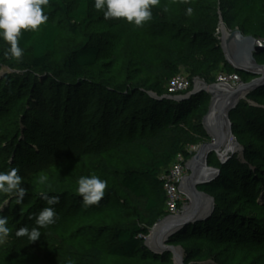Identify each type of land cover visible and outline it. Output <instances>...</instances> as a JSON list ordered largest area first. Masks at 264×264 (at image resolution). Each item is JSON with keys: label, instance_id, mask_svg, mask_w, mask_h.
<instances>
[{"label": "trees", "instance_id": "16d2710c", "mask_svg": "<svg viewBox=\"0 0 264 264\" xmlns=\"http://www.w3.org/2000/svg\"><path fill=\"white\" fill-rule=\"evenodd\" d=\"M238 1L244 10L255 3ZM179 5L186 15L189 8L191 14L195 11L190 0ZM214 7L227 12L222 19L227 29L238 28L264 44V24L260 30H249L237 13L229 15L223 0H216ZM44 11L45 24L36 31H22L20 61L10 58L9 45L0 40V65L11 72L0 80V96H6L11 85L19 89L18 97H26L21 119L12 126L17 167L34 165L41 151L54 155L68 147L74 153L32 166L26 177L34 192L24 197L31 204L23 207V214L31 221L48 207L41 193L58 196L59 203L51 207L60 212L68 205L77 232L95 234V243L83 253L68 245L65 253L48 256L42 252L41 241L14 235L1 245L0 264H105L107 258L172 264L170 255L151 252L145 239L166 217L160 178L178 155L189 160L187 145L205 135L198 111L206 106V99L210 102V96L168 99V83L181 68L191 85L176 96L189 93L194 79L213 81L218 70L237 74L243 83L253 78L235 72L226 61L214 24L173 28L154 12L143 37H132L103 54L101 38L86 33L97 19L94 0L70 4L49 0ZM99 17L108 29L129 23L124 18L105 20L103 11ZM62 33L80 41L51 62L48 55ZM255 59L264 65V50ZM248 100L259 107L241 103L230 114L243 161L230 158L218 166L216 180L197 188L214 199V212L168 241L180 247L188 261L264 264V86L251 92ZM247 136L251 142L245 141ZM75 143L85 146L80 149ZM40 175L48 176L46 184L38 183ZM89 175L106 180L108 186L98 205L84 206L77 180ZM106 236L109 245L98 246Z\"/></svg>", "mask_w": 264, "mask_h": 264}, {"label": "rangeland", "instance_id": "374dc122", "mask_svg": "<svg viewBox=\"0 0 264 264\" xmlns=\"http://www.w3.org/2000/svg\"><path fill=\"white\" fill-rule=\"evenodd\" d=\"M66 3L70 4L73 0H64ZM181 0H160V3L151 9L152 16L154 12L159 13L166 21H168L173 28L175 27H187V26H211L214 24V28H216V35L218 36V39L221 37V33L218 32L222 19L224 16H226L227 12H224L223 10L217 9L214 7L216 0H190L195 5V11L191 15H186L180 5L179 2ZM223 2H226L227 8L229 10V15L232 12L237 13L238 19L241 24L246 26L249 30H260L263 27L264 24V0H255V3L253 7L250 10H244L241 4L238 0H223ZM102 11L96 10V21L88 26L87 28V34H93L96 38H101V44L100 48L103 54L108 53L116 47L120 46V43L127 42L130 38H136V37H143L148 29V26L150 24V21H147L143 23L142 26H135L132 23H127L120 25L118 27H113L111 29H108L105 27V25L102 22V19L99 17L101 15ZM223 23V22H222ZM224 24V23H223ZM65 25V24H63ZM227 29V28H226ZM235 30H238L236 28ZM226 31H231L227 29ZM234 31V30H232ZM79 39L70 34L62 33L58 39L55 42L54 50L52 53H49L48 57L51 62H55L59 59H61L65 53L72 47L76 46L79 43ZM263 42L262 40H260ZM221 46V44H220ZM221 73L220 70H218L214 76L213 81L211 82H205L206 85H215V78L216 76ZM11 72L8 70L7 67H3L0 65V80L4 76H9ZM179 76L190 79L187 71L184 68H181ZM196 79H194V84ZM245 84V83H244ZM0 89H2V83L0 82ZM27 89V88H26ZM258 89V88H257ZM13 90V91H12ZM256 90V89H255ZM254 90V91H255ZM23 92V91H22ZM21 92V93H22ZM253 92V91H252ZM19 93V89H17V86L12 87L10 85L9 87V93H7L6 96L2 97L0 96V171H8L12 167H17L15 165V146L12 144V140L15 137V132L13 130L16 122V119L18 118V121L21 119V115L23 114L24 110V102H25V96L18 97L17 94ZM20 93V94H21ZM251 93V92H250ZM249 93V94H250ZM245 98H240L238 100V104L236 108H238L239 104L246 103L250 107H259L256 103H254L251 100H248V96ZM206 106L201 109V112L198 111L201 119V125L204 132V136L199 142H194L192 144L187 145L186 152L189 156V160L196 157L201 151L205 154L208 149L203 148V146L206 145H212L215 143L214 137L211 135L209 130H207L203 124L204 118L207 116L209 111L210 102L208 99H206ZM235 108V109H236ZM230 114L228 115V119L231 123V134L236 139L235 136V129L233 122L230 118ZM19 123V122H18ZM14 124V125H13ZM232 138L229 136L223 145L218 149L216 147H213V149L217 152L215 153L212 151L210 154L201 155L200 160L204 157V163L207 168H213L218 169L219 165L221 164V160L223 158V155H229L231 151L233 150L232 145ZM246 142H251L252 139L248 136L245 138ZM75 146L77 148H84V143H75ZM36 152L38 149H36ZM74 153V151H70L68 147L61 148L57 150V153L54 155H46L43 153V151L40 152L37 161L32 165L33 167L37 168L36 166H43L46 162H49L51 160H54L59 156L62 159H65L67 155H71ZM64 156V157H63ZM231 156V155H229ZM237 158L240 161H243L239 156L238 153H235L231 156V158ZM201 161V162H202ZM200 161H198L197 165L201 166ZM196 165V166H197ZM32 166H21L19 168V175L23 178L22 180V187L28 190V193L34 192L32 188H30V181L26 177V174L32 170ZM191 175V171L188 170L186 172V177H189ZM190 197V198H189ZM4 199H8V204H5L3 209L0 210V214L5 215L8 217L9 221V228H10V235L7 238L6 242L10 240L15 235V231L18 230L20 227H29L30 229L32 227H35V217L33 219H26V216L23 214L24 210L23 207L27 206V204H31L30 201L24 202L20 205H17L15 203V197H5L4 195L0 194V202H2ZM191 196H186L183 207H186L190 205ZM57 213L56 222L52 225L47 226L46 228H41V236L38 239L42 243V252L45 255L48 256H55L59 255L61 253H65L64 247L66 246H72L77 253H83L87 250L90 244L95 243V234L91 232L85 231L83 232H77V228L75 227V220L72 215L73 212L68 211V205L63 207V210ZM28 222V223H27ZM148 238L149 244L156 245L158 243V237H156L154 240L150 239L151 236L148 235L146 239ZM145 239V240H146ZM36 240V241H38ZM5 242V243H6ZM109 237H103L97 242L98 246H106L109 245ZM146 245V247L153 253L158 255H170L169 260H171L172 264H216L215 260L209 259L206 261H188L186 259L184 251L181 249L180 252H162L159 251L156 248L151 247L150 245ZM168 246L176 247L173 245H170L167 243ZM1 248V245H0ZM66 255V254H65ZM246 255L243 254L241 257H245ZM177 257L181 258V261L178 263ZM246 258V257H245ZM105 264H149L148 261H141V262H134V261H126L121 260L118 258H107L104 261ZM150 264H152L150 262ZM154 264V263H153ZM158 264V263H155ZM160 264V263H159Z\"/></svg>", "mask_w": 264, "mask_h": 264}, {"label": "water", "instance_id": "95a60500", "mask_svg": "<svg viewBox=\"0 0 264 264\" xmlns=\"http://www.w3.org/2000/svg\"><path fill=\"white\" fill-rule=\"evenodd\" d=\"M226 26L221 22L219 31L221 37L219 39L222 51L226 61L234 69L235 72L242 73L253 79L248 83H243L241 88L236 90L224 89L218 85H206L204 80L197 78L193 89L184 96H166L168 99L175 101L186 100L190 97L206 93L210 96V106L207 116L204 118L203 124L215 139L216 146H220L223 142L222 137L232 136L231 123L228 119L229 113L234 110L240 98H245L255 89L264 86V65H259L255 59V55L264 50V44L260 40L252 36H244L240 31H226ZM156 97L154 94H150ZM235 142L236 150L230 155L238 153V156L243 160V148L232 136ZM208 151L204 154L202 151L189 163L191 175L186 177L182 185V191L187 195L193 196V201L188 207H185L179 216L164 218L158 222L151 230L150 239L154 240L158 237L156 245L149 244L148 238L145 240V245H150L153 248L162 252H180V247L168 246L169 239L181 231L184 227L198 222L207 220L215 209V202L208 194L197 190L199 186L207 185L216 180L220 174L219 169L207 168L205 166L204 157L200 160L201 155L210 154L212 152L211 145L203 146ZM231 156L225 157L221 164H225ZM198 161H202V170L206 169L210 172L209 176H197L196 170ZM185 182L187 184L185 185ZM181 261L178 260V263Z\"/></svg>", "mask_w": 264, "mask_h": 264}, {"label": "clouds", "instance_id": "9594fccd", "mask_svg": "<svg viewBox=\"0 0 264 264\" xmlns=\"http://www.w3.org/2000/svg\"><path fill=\"white\" fill-rule=\"evenodd\" d=\"M160 0H94V8L103 11L105 20L111 18H124L127 22L139 27L143 23L152 19L151 9L157 6ZM49 0H0V40L9 45L8 53L10 58L20 61L24 54V49L20 47V37L22 31H36L39 26L45 24L48 16L45 14V7ZM192 9H187V14H191ZM18 167H12L8 171H0V194L5 197H15V203H23L28 190L22 187L23 178L18 174ZM47 175H40L38 183L46 184ZM78 193L82 197L84 206L98 205L104 198L108 182L96 175L81 176L77 180ZM48 207H44L35 216V227L31 229L27 226L20 227L15 235L26 237L33 242L40 238L41 228H46L56 222L57 213L54 207L59 203L58 196H49L41 193ZM8 204V199L0 202V210ZM31 218V217H30ZM8 217L0 214V245L4 244L10 235Z\"/></svg>", "mask_w": 264, "mask_h": 264}, {"label": "built area", "instance_id": "2783aa9c", "mask_svg": "<svg viewBox=\"0 0 264 264\" xmlns=\"http://www.w3.org/2000/svg\"><path fill=\"white\" fill-rule=\"evenodd\" d=\"M215 84L224 88L236 90L243 85L240 77L235 74L220 73L216 77ZM190 81L179 75L172 78L167 86V93L170 96H176L189 90ZM191 160H185L183 155H178L167 171L162 174V188L165 194L164 210L165 218L179 216L183 207L186 194L182 191V185L186 178V172L189 170Z\"/></svg>", "mask_w": 264, "mask_h": 264}, {"label": "bare ground", "instance_id": "6f19581e", "mask_svg": "<svg viewBox=\"0 0 264 264\" xmlns=\"http://www.w3.org/2000/svg\"><path fill=\"white\" fill-rule=\"evenodd\" d=\"M240 88H241V87H240ZM228 137H229V136H224V137H222V138H224V139H223V142L221 143L220 146H216L215 143L212 144V145H211V150L214 151L215 153H217V152L213 149V147H216V148L219 149V148L223 145V143L225 142V140H226ZM231 138H232V136H231ZM231 142H232V145H233V147H232L233 150L231 151V153H232V152H234V151L236 150V148H235V142H234L233 138H232V141H231ZM219 150H220V149H219ZM231 153H230V154H231ZM230 154H229V155H230ZM229 155L224 154L222 160H223L225 157L229 156ZM222 160H221V161H222ZM199 168H201V170H199ZM196 170H199V171L197 172V176H204V177H205V176H209V175H210V172L207 171L206 169L202 170V167H201L200 165H197ZM186 184H187V182H185V185H186ZM186 196H187V198H188V196H191V199H189V201H190V203H191V202L193 201V196H192L191 194H187ZM189 198H190V197H189ZM188 206H189V205H188ZM188 206H186V207H188ZM177 259L180 260V257H177Z\"/></svg>", "mask_w": 264, "mask_h": 264}]
</instances>
